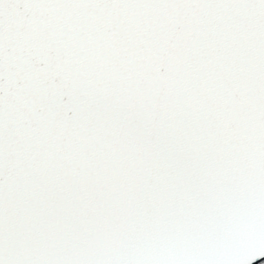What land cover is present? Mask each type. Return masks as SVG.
Masks as SVG:
<instances>
[{
    "label": "snow or ice",
    "instance_id": "1",
    "mask_svg": "<svg viewBox=\"0 0 264 264\" xmlns=\"http://www.w3.org/2000/svg\"><path fill=\"white\" fill-rule=\"evenodd\" d=\"M261 257L264 0H0V264Z\"/></svg>",
    "mask_w": 264,
    "mask_h": 264
},
{
    "label": "water",
    "instance_id": "2",
    "mask_svg": "<svg viewBox=\"0 0 264 264\" xmlns=\"http://www.w3.org/2000/svg\"><path fill=\"white\" fill-rule=\"evenodd\" d=\"M260 260H264V257H261L258 260L253 261V264H259Z\"/></svg>",
    "mask_w": 264,
    "mask_h": 264
}]
</instances>
